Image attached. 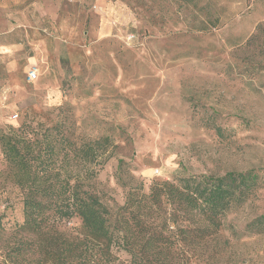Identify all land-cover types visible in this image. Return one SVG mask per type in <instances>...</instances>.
<instances>
[{"label":"rangeland","instance_id":"374dc122","mask_svg":"<svg viewBox=\"0 0 264 264\" xmlns=\"http://www.w3.org/2000/svg\"><path fill=\"white\" fill-rule=\"evenodd\" d=\"M23 123L107 138L70 165L111 210L154 179L253 170L260 187L188 259L264 264L247 227L264 215V0H0V128ZM21 201L0 150L7 227Z\"/></svg>","mask_w":264,"mask_h":264},{"label":"trees","instance_id":"16d2710c","mask_svg":"<svg viewBox=\"0 0 264 264\" xmlns=\"http://www.w3.org/2000/svg\"><path fill=\"white\" fill-rule=\"evenodd\" d=\"M61 131L60 124L39 133L29 123L0 128L1 155L23 203L21 222L7 227L0 214V264H190L188 255L260 187L253 170L154 179L147 192L128 188L122 206L111 210L81 182L84 170L70 165L89 162L107 138L78 146ZM59 161L68 164L55 168ZM73 220L76 227L64 225ZM247 227L264 232V215Z\"/></svg>","mask_w":264,"mask_h":264},{"label":"built area","instance_id":"2783aa9c","mask_svg":"<svg viewBox=\"0 0 264 264\" xmlns=\"http://www.w3.org/2000/svg\"><path fill=\"white\" fill-rule=\"evenodd\" d=\"M132 38V36H129L128 37V39H131ZM36 75H35V72L34 71H30L29 73H28V75H27V78L29 79V80H34L36 77H35Z\"/></svg>","mask_w":264,"mask_h":264}]
</instances>
